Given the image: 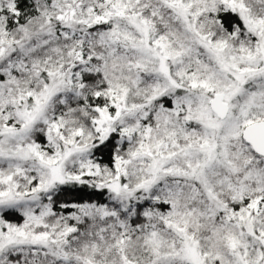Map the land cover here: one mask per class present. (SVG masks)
<instances>
[{
	"label": "snow or ice",
	"instance_id": "6c2138e0",
	"mask_svg": "<svg viewBox=\"0 0 264 264\" xmlns=\"http://www.w3.org/2000/svg\"><path fill=\"white\" fill-rule=\"evenodd\" d=\"M0 264H264V0H0Z\"/></svg>",
	"mask_w": 264,
	"mask_h": 264
}]
</instances>
